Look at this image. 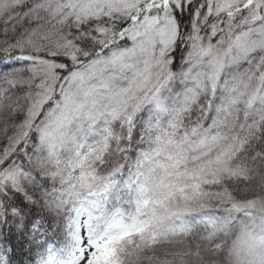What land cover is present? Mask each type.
<instances>
[{"label":"snow or ice","instance_id":"6c2138e0","mask_svg":"<svg viewBox=\"0 0 264 264\" xmlns=\"http://www.w3.org/2000/svg\"><path fill=\"white\" fill-rule=\"evenodd\" d=\"M0 264H264V0H0Z\"/></svg>","mask_w":264,"mask_h":264}]
</instances>
